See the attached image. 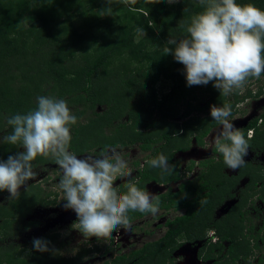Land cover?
Returning <instances> with one entry per match:
<instances>
[{"label":"trees","instance_id":"1","mask_svg":"<svg viewBox=\"0 0 264 264\" xmlns=\"http://www.w3.org/2000/svg\"><path fill=\"white\" fill-rule=\"evenodd\" d=\"M236 2L264 10V0ZM107 5L112 15L102 16L100 9ZM203 11L198 0H179L175 4L168 0H137L134 5H125L122 0L113 5L108 0H0V137L11 132L8 117L35 109L38 96H52L66 100L77 117V124L71 126L69 148L75 155L96 150L99 153L107 146L136 145L145 154V161L163 154L175 165L171 175L145 165L137 172L138 187L147 190L151 181L179 180L176 152L189 150L193 140L204 145L207 135L219 125L210 115L198 113L206 112L213 104H230L233 115L238 103L253 97L249 89L243 97L235 92L231 99L214 89L211 82L205 87H189L184 65L171 54L165 55V47H174L167 40L188 38L186 29L192 17ZM42 14L46 17L43 22L38 19ZM262 92L260 89L257 96ZM201 96L208 98L204 106L198 105ZM257 122L258 118L242 132L249 147L263 150L264 130L256 128L255 138L247 136ZM18 150H22L19 145L0 142V159L6 160ZM219 159L204 161L208 172L203 171L200 182L188 181L180 185L179 191L159 196L160 208L166 212L185 210L168 220L167 233L161 240L130 253L121 249L101 264H167L181 245L180 240L205 237L211 224L210 212L232 196L242 176H255L248 164L238 169L237 177L228 176L221 154ZM50 163L56 164L51 157L33 161L34 167ZM133 164L140 167V159ZM257 178L263 181L264 174H257ZM125 183L119 187L121 193L126 192ZM25 187L26 191L20 190V198L0 201V264H80L85 257L103 251L100 245H85L67 256L64 250L69 242L62 240L57 229L38 237L49 241L54 253L36 252L32 241L24 246L16 244L14 240L23 231L37 224L28 219L34 210L56 203V199H50L53 194L41 185ZM6 193L0 192V198ZM128 215L134 222L147 214ZM216 226L220 241L206 251V259L212 258L216 250L222 253L224 241L231 242L227 254L235 258L243 253L247 257L253 250L248 241L239 243V231L232 220Z\"/></svg>","mask_w":264,"mask_h":264},{"label":"clouds","instance_id":"2","mask_svg":"<svg viewBox=\"0 0 264 264\" xmlns=\"http://www.w3.org/2000/svg\"><path fill=\"white\" fill-rule=\"evenodd\" d=\"M122 2L134 5L137 0ZM198 2L204 11L192 17L186 29L188 38L168 39L167 44L174 47H165L164 53L184 65L187 86H206L211 82L224 96L242 94L250 79L258 80L264 73V10L250 3L238 4L236 0ZM100 11L102 16L112 15L110 5ZM136 31L145 34L142 28ZM231 113L230 104L210 105V117L222 125L211 143L224 163L236 170L246 163L249 143L229 121ZM77 122L67 101L52 96H38L35 109L8 117L11 132L0 137V142L19 145L22 150L6 160L0 159V192H7V199L20 198L21 188L26 191L27 182L37 175L33 161L37 157H51L61 170L53 190L62 192L63 208L75 213L74 224L83 237L95 238L99 243L110 240L120 228L130 229L129 212L155 216L160 210V197L138 187L140 180L132 176L133 170L119 146H107L98 154L83 158L69 151L71 126ZM145 165L160 169L162 174L175 171V165L163 154L146 160L141 168ZM118 178H125L124 193L114 187ZM32 247L39 253L56 251L43 238H34Z\"/></svg>","mask_w":264,"mask_h":264},{"label":"flooded vegetation","instance_id":"3","mask_svg":"<svg viewBox=\"0 0 264 264\" xmlns=\"http://www.w3.org/2000/svg\"><path fill=\"white\" fill-rule=\"evenodd\" d=\"M257 95L258 93L254 92L253 96L257 97ZM262 96L263 93L260 97L262 98ZM244 101L245 100L238 103L236 106H240V104H243ZM244 108L245 107L243 106V109ZM235 110L237 111H235V113L230 117L236 115V112L238 114L239 112H241L242 109L235 108ZM244 112H246V109L243 111V116L234 119L236 123V128L240 129L241 131H244V129L247 128L251 124V122H253V120L258 118V122L256 124L257 127L249 129L247 135L249 138V133H251L250 138H255L256 128H258L260 131L264 130V118H262V114L264 112L260 114H254L255 112ZM219 125L213 128L212 131L207 135L204 140V145H198L196 141L193 140V142L197 144L195 148H197V150H200V154L197 155L196 158H189L190 160H188V162H184L183 165H181L180 161H176L174 158V162L177 163L176 170L178 171L180 176L179 180L172 181L169 183L151 181L147 185V191L162 196L166 195L170 191H179L180 185H182L183 183H187L188 181L195 183L200 182L203 171L208 172V167L204 165V161L214 160L215 162H218L220 160V153L215 151L214 146L211 147V149H208V152H206L205 154L203 153V149L206 150L204 147L208 145L207 138H209L212 132L216 131V129H221ZM218 132L219 131H217L216 133L218 134ZM190 149L187 151H177L176 155L178 153L186 154L190 152ZM248 153L252 154V157L247 158L246 155L244 157V160L246 162L245 164H248L250 166V169H254L255 176L253 177L249 174L242 176L236 187L232 190V196L228 195L226 200L221 205L216 206L215 209L210 212L211 221L209 222V224H211L205 237L194 238L193 240H180L181 245L172 253L171 258L167 262V264H264V221L258 227L256 226V222H254L248 217L251 211L253 210H255L253 212L255 216L258 215V210L254 207L256 201H260V203L264 205V198H261V194L264 190V179L263 181H261L257 178V174H264V164L258 163V161H256V159H261L264 162V156L262 155L263 158L262 156H259V154L264 153V149L253 150L251 147H249ZM76 156L78 157L79 155ZM144 162L145 160L141 162V165L144 164ZM141 165L140 167H136L133 164V169L136 170V175L134 177H137V172L142 169ZM53 166L58 165L55 164ZM228 169L229 167L226 168L224 173L228 176H233L227 173ZM238 173L239 170L234 176L237 177ZM153 189L155 191H153ZM49 193L53 194V192L51 191ZM50 199L54 200L56 198H54L52 195ZM184 213L185 210L182 208L179 210H170L168 212L160 208L159 212L155 216L147 214L143 218H139L134 222H131L130 229L126 230L120 228L114 233H112V238L109 240V246L105 248L106 250L104 252L102 251L103 253L101 252L94 258L106 259L107 257H110L113 254L117 255V252L121 249H124V247L126 246L128 247V252L130 253L131 251L139 250L148 243L157 242L166 235L168 230V220L173 219L176 216H180ZM171 215L174 216L171 217ZM28 219L30 221H33L30 217ZM231 220L234 222V224H236L235 228L239 231V235L237 238L239 243L246 244L248 241V245L253 248V250L247 257L245 253L240 254L239 252V257L235 258L232 257L230 254H227L231 242L224 241V251L222 253H219V250H216V252L212 253V258L206 259V251H209L214 246V244H217L220 241V236L218 234V229L216 225L220 222L223 224L226 223L227 225ZM145 225H147L146 227H150V229H143V231L141 232V234H143V237H140L138 233L139 231L137 232V230L144 228ZM56 232L60 233V230H57ZM156 235H160L159 239H153L146 242L143 241V239L146 237H154ZM81 238H83L82 246L87 245L88 247H92L94 245H100L103 243V241L97 243L95 238L91 240L83 236H81ZM123 242L128 243L124 245ZM139 244L140 246H138ZM108 248H111V250L108 252L107 255H104ZM223 255H226V258H223Z\"/></svg>","mask_w":264,"mask_h":264},{"label":"rangeland","instance_id":"4","mask_svg":"<svg viewBox=\"0 0 264 264\" xmlns=\"http://www.w3.org/2000/svg\"><path fill=\"white\" fill-rule=\"evenodd\" d=\"M118 0H108V2L113 5L117 2ZM179 0H168V2L170 4H175L177 3ZM119 12H121L122 10H118ZM45 14L39 15L38 19L43 22L45 21ZM31 22L30 20H27V25H29ZM204 86V85H203ZM205 87V86H204ZM252 90L253 94L254 92L259 93L260 89H262V93L263 96L262 98L260 96L257 97H249L247 100H245L243 102V104L241 103L240 106H236L235 108L237 109H242L241 112H239L236 115H234L233 117H228L229 121L231 123L234 124L235 128H236V123L234 121V119L236 118H240L241 116H243V111L246 109V112L244 113H249V112H255L254 114H260L262 112H264V73H262L260 79L256 80V79H250V81L248 82V84L245 87V90L243 91V93H238V95L240 97H243L245 95V93L248 90ZM235 92L230 95L229 97L232 99V97L234 96ZM208 101L207 97L201 96L200 102L198 103L199 106H204ZM243 106L245 107L243 109ZM237 111V110H236ZM210 109L207 110L206 112H201L198 113V115H209ZM220 128H222V125H219ZM221 129L216 131H213L212 134L210 135L207 141V146H205L204 148L206 150L203 149V153L205 154L206 152H208V149H211V147H213L211 141L213 139V137H215L216 135H218L216 132L220 131ZM219 133V132H218ZM196 143L193 142L191 144V149L190 152L186 153V154H181L178 153L177 155H175V160L176 161H180L181 165L184 164V162H188V160H190L189 158H196L197 155H199V151L197 150L196 147ZM119 151L122 152V154L124 155V158L128 161L129 167L133 170L132 171V176L134 177L136 175V170L133 169V162L136 159H140V161H144V157L145 154H143L140 150L139 147H137L136 145L131 146V147H127V148H118ZM98 154L97 150L96 151H92V152H88L85 153L83 155H79L78 157L83 158L87 155H96ZM264 156V153L259 154V156ZM262 156V158H263ZM252 157V154L248 153L247 154V158ZM260 159V158H259ZM256 161H258V163H263V160H258L256 159ZM55 164H46V165H40L37 167H34V171L37 173V175L35 176V178L31 181H28L27 185L29 184H38L41 185V187L45 190V192H53V197L56 198V204L48 206V207H38L34 210V212L32 213V215L30 216L31 220L37 222V224L33 227H31L28 230L23 231L20 236L14 240V242L16 244H20L22 246L24 245H29V242L33 241L34 238H38L42 235H44L45 233H48L50 231H52L54 228L57 230H60L61 233V238L62 240H64L65 242H69V245H67V247L64 250V254L67 256L70 255H74L75 251L81 247L82 242H83V238H81V234L78 228V225L74 224L77 220V217L75 215L74 212H72L71 210H65L63 208V194L62 192H60L59 190H53V186L58 184L60 177H61V170L59 169L58 166H53ZM238 172V169L233 170L231 168H229L227 170L228 174L231 175H235ZM216 173L213 172V175H215ZM212 176V175H211ZM125 181V178H118L115 182H114V187H119L123 182ZM22 189V188H21ZM153 191H155L153 189ZM237 193V191H236ZM264 193V190H263ZM8 197V193L4 194L1 196L0 201H6ZM254 207L258 210V215L255 216V214L253 213L255 210L251 211V213L249 214V218L252 219L254 222H256V226H260L261 223L264 221V205L260 203V201H256V204L254 205ZM175 215V214H174ZM174 215H171V217H173ZM257 217V218H256ZM147 225H145L144 228H141L139 230H137V232L139 233L140 237H143V234H141V232L143 231V229L147 230L150 229V227H146ZM160 235H156L154 237H146L143 239L144 242L149 241V240H153V239H159ZM130 240V239H128ZM80 241V242H79ZM128 242H123V244L125 245ZM110 244V241H103L101 245V247L103 248V252L106 250L105 248L108 247ZM78 246V247H77ZM140 246V244L138 245ZM75 250V251H74ZM128 247H124L123 251L126 253L128 252ZM102 252V253H103ZM103 256V255H102ZM105 261V259H99V258H94L93 256L91 258H88L87 261H83L80 264H101Z\"/></svg>","mask_w":264,"mask_h":264}]
</instances>
